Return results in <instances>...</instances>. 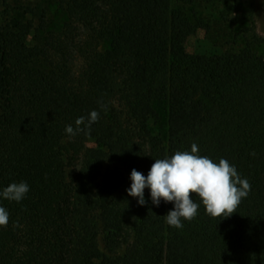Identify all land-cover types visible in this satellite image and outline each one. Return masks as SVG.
Here are the masks:
<instances>
[{"label": "trees", "instance_id": "obj_1", "mask_svg": "<svg viewBox=\"0 0 264 264\" xmlns=\"http://www.w3.org/2000/svg\"><path fill=\"white\" fill-rule=\"evenodd\" d=\"M217 1L0 0V264H264V58L185 50Z\"/></svg>", "mask_w": 264, "mask_h": 264}, {"label": "rangeland", "instance_id": "obj_2", "mask_svg": "<svg viewBox=\"0 0 264 264\" xmlns=\"http://www.w3.org/2000/svg\"><path fill=\"white\" fill-rule=\"evenodd\" d=\"M47 8V19L50 28L59 30L64 22H67L65 14L59 7V0H29ZM78 3L82 0H65ZM1 9V7H0ZM196 13L198 28L194 35L189 36L185 42V50L190 54L224 53L238 51L250 43L253 51L264 58V0H221L212 6L198 5L193 7ZM73 37L76 46L68 51L69 66L74 75H77L82 67V58L79 53V44L85 41L91 34L86 22L73 21ZM101 48H105L104 45ZM116 112L125 114L124 108L117 101L113 102ZM159 118L155 129L163 127L164 109L157 106ZM88 147H94L89 140ZM111 169L109 162H105L101 169V176H105ZM121 186L117 195L134 198V193L129 185V177ZM116 242L108 235L107 229L101 226L98 237L100 250L107 256L123 254L132 243V237L123 242L116 237Z\"/></svg>", "mask_w": 264, "mask_h": 264}]
</instances>
